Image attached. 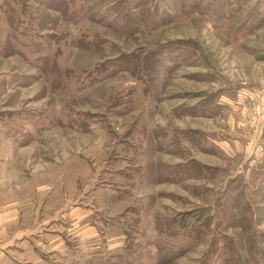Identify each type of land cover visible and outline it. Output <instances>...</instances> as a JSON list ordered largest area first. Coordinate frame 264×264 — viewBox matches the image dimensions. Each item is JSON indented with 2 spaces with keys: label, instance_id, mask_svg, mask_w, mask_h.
<instances>
[{
  "label": "rangeland",
  "instance_id": "rangeland-1",
  "mask_svg": "<svg viewBox=\"0 0 264 264\" xmlns=\"http://www.w3.org/2000/svg\"><path fill=\"white\" fill-rule=\"evenodd\" d=\"M0 264H264V0H0Z\"/></svg>",
  "mask_w": 264,
  "mask_h": 264
},
{
  "label": "crops",
  "instance_id": "crops-1",
  "mask_svg": "<svg viewBox=\"0 0 264 264\" xmlns=\"http://www.w3.org/2000/svg\"><path fill=\"white\" fill-rule=\"evenodd\" d=\"M13 246V244H0V256L4 255L5 253H7V249L11 248Z\"/></svg>",
  "mask_w": 264,
  "mask_h": 264
}]
</instances>
